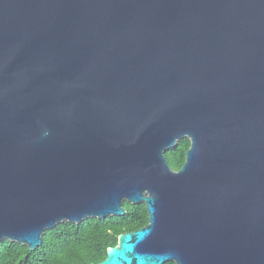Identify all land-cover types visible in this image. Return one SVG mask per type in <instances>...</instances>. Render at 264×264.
<instances>
[{"label": "water", "instance_id": "obj_1", "mask_svg": "<svg viewBox=\"0 0 264 264\" xmlns=\"http://www.w3.org/2000/svg\"><path fill=\"white\" fill-rule=\"evenodd\" d=\"M125 201L91 264H264V0H0V242Z\"/></svg>", "mask_w": 264, "mask_h": 264}, {"label": "trees", "instance_id": "obj_2", "mask_svg": "<svg viewBox=\"0 0 264 264\" xmlns=\"http://www.w3.org/2000/svg\"><path fill=\"white\" fill-rule=\"evenodd\" d=\"M191 141L185 137L165 152L172 169L178 171L186 160ZM126 214L106 218H87L80 223L68 221L48 229L36 250L5 239L0 242V264H91L107 258L109 248L118 245L121 234L139 230L149 223L145 203L124 202ZM166 264H176L168 262Z\"/></svg>", "mask_w": 264, "mask_h": 264}]
</instances>
